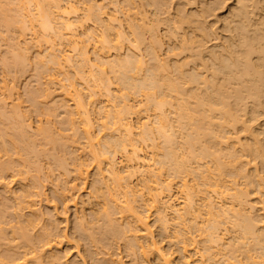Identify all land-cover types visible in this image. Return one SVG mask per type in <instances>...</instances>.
I'll use <instances>...</instances> for the list:
<instances>
[{"label": "bare ground", "instance_id": "obj_1", "mask_svg": "<svg viewBox=\"0 0 264 264\" xmlns=\"http://www.w3.org/2000/svg\"><path fill=\"white\" fill-rule=\"evenodd\" d=\"M4 1H6V0H4ZM4 1H2V2H4ZM11 1L12 0H10V2ZM15 1H17V0H15ZM21 1L19 3H23L22 4L23 6H24V3L26 5V2H29V0H27L26 2L24 0H21ZM31 1L33 2V0H31ZM76 1L78 2V0H42V2H41V0H35V2H36L35 4L37 6L36 12L31 13V11H29V13H27V14H24L25 12H22L24 10L23 6L20 4H18V6H17V4L15 2L13 4H16V5H14V6H16V9L13 6V4H11L14 7V10L12 8L13 11H11L13 13L10 12L11 9H9V11H8L6 6L3 7L4 5H1V7H3V8L1 9V7H0V12H1L0 16H3L2 14H4V21H1V22L2 23L4 22L6 24V26L8 28L6 26H5V28L8 29L9 32H10L9 27L12 28L16 25H17V27H19L20 26L19 24H21V26H20L21 32H19V34H21V35L23 33L28 32L29 29L34 34H36L35 32H37V35H38L37 30H39V29H36L38 27L42 28V30L50 31L51 35L48 34L46 38L44 37L45 38L44 40L47 39L46 41H50L48 43H49V47L52 48V49L50 48L51 51L55 50V47L57 48V45H55L56 41L54 42V40H56V39L53 40V42H54L53 43L51 41L52 40L51 38H53V36L55 38L60 37V41H61V39L64 37V39H66V41L70 40V42L73 43L71 46H73L75 50L81 48V50L78 54L81 55L82 57L81 56H78V57H80L86 61L89 60V62H90L91 58L88 55L90 52H88V50L85 49L87 47L86 46L87 43L86 44H84L85 42L83 43V45L86 46L85 48H84V46L81 47L82 45H80V44L83 42V40L80 42V39H78L79 40L78 41L75 37H72V36H75L79 31L78 30L77 33H76V31L72 32V26L73 27L75 25L77 26V23H79V22H73L71 19L69 21V19L67 18L68 15L70 16V14L72 15V13L75 14L77 12L78 8H76L77 7V5L75 4ZM118 1L119 0H117V2ZM180 1L181 0H179L178 2H180ZM6 2H8V1H6ZM114 2H116V1H114ZM144 2H146V1H144ZM144 2L140 1L141 7L146 6V3L144 5L141 4ZM169 2H170V0H159V1L155 0V2L153 0H148L147 1L148 6L153 4V6H155V8H157V7L159 8V9H155V10H158L157 13L153 12L154 15L156 16V18H154V17L151 18V24L148 23L150 21H147L146 19H144V20H146L144 22V25H140L137 23L136 24L133 23V25H132L131 24L132 22L130 23L131 28H132V32L135 35L134 40L130 41V43L133 42L135 47H136L137 43L139 44L141 42L143 43L144 41H146L147 38L145 36L148 32H149L148 34H150V37H148L149 40H148L147 45H146L147 46L146 51H147V54L150 55L149 57H150V60L153 64L151 62L149 63L150 66H148V70H147L148 72H146V73L144 72L145 74L143 75V77L140 78V76L143 74V68H144L143 65L146 62L144 60L143 56H141L142 55L141 53H140L141 54L140 56H138V55L135 56L134 52H133V54L126 52L127 54H126V56L124 54V57H121L120 54L118 53L120 57H118V55H117L118 59L116 58L117 60L114 63L115 67L117 66L116 68H119L120 73L118 71V73H119L118 75H119L120 81L126 85V88L129 89V91L126 89L127 91L123 92V95H122V91H121L120 96L121 97L124 96L123 100L121 102H117V103H114L115 101L114 102L112 101L113 104H110L111 103L110 102L109 107H111V108H109L108 105L106 104L108 107V108H106V110H107L106 111V117L107 118H106V121H103V126L101 128H103L104 130H107V131H112L113 133H116V131L119 132V130L124 132V133L121 134L122 132H120L119 137L115 136L112 139V136H114V134L111 132V139L112 140L110 142H108V145H107V146H109V149L107 148L108 150L106 149V151H104V152L102 151V153L99 152L100 154H97L95 151H94L95 153L94 152H92V153L95 154L94 156H95L96 160L97 159L99 160V162L100 161L103 162L106 159L110 160V162H109L110 165H108V167H110V170H109L110 173L109 174L114 175L115 179H113V180H116L115 183H117V184H115V188L117 190L115 189V193L112 194V196L110 195L111 197H113V195H114L115 199H114V197L111 199L115 200V204L118 202H121V201H117L116 198H118V195H117L118 191H119V195H120V191H121V189H123V191H121L123 193H121V194L123 195V197L125 196L124 199H126L125 202H127V204L125 203V208H126L125 211H129L128 213L131 214L130 216L134 218V219L132 218L134 221L132 220V222L130 221L128 224L126 223L127 224L126 227L122 224L124 226V228L122 229L123 226L122 227L117 226L118 225V223H116L117 219L114 220V217H112L113 213H110L107 211V209H109V207L108 208L105 207L104 213H106L107 215H105L106 218H102L105 221V224H104L105 226L102 225V223H101V225L98 224L99 225L98 227L101 226L100 229L98 228L100 230V231L98 230L99 234L102 233L101 234L102 236H100V235L99 236L101 237L100 238L101 240H102V237H105V236H106L105 238L107 239L108 233L110 235L113 231L117 232L116 233L117 236H120V234H121V236H123V234L130 235L132 239L130 238L131 239L130 240L128 238L129 239L128 240L129 245L128 244H125V245L129 246V247L127 246V248L129 249L131 255H132V252H133V254H135L132 256H135L136 258L141 257L140 258V259H142L141 264H199V262L201 264H220V261L218 260V253H220V252H218L216 249L220 245H222V246L224 245L223 247H225L226 241H225V232H224L225 230L223 231V228H224L223 223L226 221V219H228V218L230 219V217H231L234 220V222H232L233 220L231 221L233 224H235L234 228H238L237 230H239V231H238L237 236L235 235V238H233L234 241L233 242L230 241L229 245L226 244L227 246L230 247L229 249L231 252V254H230L231 258L228 256L229 258H225V259H226V261H228L227 264H246L245 262H243V259L238 258L239 257L238 251L243 247L244 243L246 244V242L243 241L242 239H244V240H246L245 238H249V239L251 238V240L253 239L254 240L253 246L257 245L256 249L261 248L263 250H261V249L260 250L264 252V225L260 226L262 224V222H261V224L258 225V222H260V220L258 218V215H255L256 213H254L252 210L255 208V206L252 204L253 202L251 203V201H250L251 196L249 197V195H250L249 190L246 191V189L239 187L237 184V182H238L237 177L239 175L246 174L245 176H243V175L242 176L250 179L252 176L254 177L258 173V171H259V173L261 171H264V0H231V3H230V0H182L181 3L176 4L175 7H173V11H169V8H170V10H172L171 7H169L171 5V4H169ZM44 3H46V5L50 4L49 8H47L48 6L46 7L45 5H43ZM154 3H156V5ZM167 3L169 4V6L167 5ZM226 3H230L228 5V7L225 6ZM9 4L7 6H9V8H10L11 5H9ZM91 4H92V2L90 3V5L85 4L86 6H90V7H89V9L87 7L86 11L88 13L86 15H84L85 18L82 16L83 21H85V19L86 20H93L96 25L98 24V25L102 26L101 28L103 29V32L101 29V35L98 38H97V36L99 34L96 36V38L93 37L94 39H97V40H95V41H97V44L94 43L95 48H93V49H95L97 52L98 51L100 52V50L103 52V50L108 48V46H109V50H107V52H108L111 49L110 46H113L112 42H115V41H116L115 47H113V48H115V49L116 48L118 49L121 47L123 48L122 42L126 41L125 38L127 37L126 36L127 33L125 31L126 30L125 25L123 24L124 22H122V20H120L121 15L119 17V15L116 14L117 10L114 12L115 14H110L105 9V7H104V9L102 7L101 8L95 7V6L92 7L94 4L92 6H91ZM131 4H132V0H131L130 4L128 3L129 7ZM187 4H189L191 6L187 7L188 6ZM27 5L29 6L30 4H27ZM185 5H187V6H185ZM51 6L53 7V10L50 9V8H52ZM101 6H102V4H101ZM223 6H225L227 8V10L225 12H223L222 14H220L219 12H217V10L221 9ZM25 7H27V6H25ZM33 7H32V9H33ZM79 7H80V5H79ZM44 8H46V9H44ZM122 9H125V8H122ZM145 9H146V14L145 13L143 14V18L144 17L145 18L150 17L147 14L148 12L149 13L151 12L150 9L149 10H147V8H145ZM160 9H161L162 13L168 12L167 14H165L166 16L164 15L165 17L164 16L162 17L163 14L161 12H160L161 14H159ZM26 10H27V8H26ZM45 10H47V11L51 10V12H49V11L47 12ZM222 10H224V9H221V11ZM14 11L16 12V14ZM153 11H154V9H153ZM153 13H151V15ZM124 14H126V13H124ZM129 15H131V17H132V14H129ZM210 15H214V16H216V18L214 20L211 18L212 19L211 20V19H209ZM136 16H138V13L136 14ZM74 17H71V18H74ZM1 18H3V17H1ZM65 18L67 20H65ZM75 18H77V17H75ZM28 19L30 21H28ZM135 20L137 21V19H135ZM148 20H150V18H148ZM219 21H221V25H218L219 27H216V29H215V26H217V23H219ZM28 22L30 25L28 24ZM80 23H79V25H80ZM114 23H117V25H115ZM145 23H148V24H145ZM160 23H164L165 27L161 26ZM58 24H60L59 26H62V28L68 30L67 32H69L71 29V32H70L71 35H69V36H71L72 39L65 37V35L67 33L66 32L62 33L63 29L61 27L58 28L57 27ZM130 24H129V26H130ZM148 25H149V28H147V30H145L146 26L148 27ZM60 28L62 31L61 33H60V31L59 32L57 31V29L60 30ZM94 28H97V27H94ZM113 28H115V29L117 28L116 29L117 39L114 38L115 40L112 39V37H111ZM218 29H221V31H219ZM18 30H19V28H18ZM6 32H7L8 36L11 35V34H8V31H6ZM90 33H91V31H90ZM133 33H132V35H133ZM86 34H89V32ZM16 35L17 34L15 33V36ZM25 35H27V34H25ZM44 35H46V34H44ZM8 36H7V38H8ZM19 36L20 35H18V38H17L18 40H19ZM67 37H68V35H67ZM78 37H79V35H78ZM40 38H39V40H40ZM90 38L88 37V39H90ZM64 39H62V41ZM46 41H44V42H46ZM210 41H213V44L209 45ZM12 42H10V43H12ZM40 42H41V40H40ZM87 42H88V40H87ZM15 43L19 44V42H15ZM22 43H23V40H22ZM27 43L30 44V42L28 41V42H26V46L28 45ZM36 43H37V40H36ZM58 43L61 44V42H59V41H58ZM50 44H51V46H50ZM166 45H167V47L165 49ZM58 46H59V44H58ZM13 47H14V45H13ZM16 47H18V49H19L18 45ZM45 47H46V45H45ZM61 47H60V49H61ZM73 47H70V48H73ZM135 47L133 49H135ZM27 48H28V46H27ZM41 48H42V46H41ZM126 48L128 49V47H126ZM137 48H139V46ZM23 49H24V46H23ZM45 49H47V48H45ZM50 49L48 51H50ZM130 49H131V47H130ZM163 49L165 51H163V53H162L161 51ZM13 50L14 49H12V51ZM27 50L29 52V49H27ZM120 50H122V49H120ZM8 51L9 50H7V52ZM40 51H41V49H40ZM45 51L43 49V52H45ZM139 51L141 52V49ZM24 52H25V49H24ZM73 52L74 51L71 52V55H69V52L66 54L60 52L59 54L58 53H52L51 57L49 55H46V56H49L50 58H52L49 61L52 60L53 63L60 64L59 65L60 68L58 69V70H60L62 68L61 67L62 61L65 60L67 62L69 57H70V59H69V61H70L72 58ZM102 52L99 53L98 55L101 58H104L105 52H103L104 56L101 55ZM15 53H14V55H15ZM18 53H19V50H18ZM18 53H16V54H18ZM26 53H25V55L27 56ZM46 54H47V52H46ZM48 54L51 55V52ZM25 55H23V54L21 55V61H20L21 65L26 62L27 57ZM73 55H76V54H73ZM98 55H97V58H100V57H98ZM173 55H176L178 57L182 56V57L180 59L177 58V60L174 59L176 61H175L174 65L172 64V66H171V64H169V62H168V59H169V57H171ZM19 56H20V54H19ZM43 56H44V54H43ZM46 56H44L43 58H45ZM11 57L14 58V56H12V54H11ZM11 57H10V60H11L10 65H13V64L15 66H16V64L18 65V63H19L18 60L15 58L11 59ZM16 57L18 58L17 55H16ZM25 57H26V59H25ZM7 58H9V57H7ZM38 58H36V59L38 60ZM40 58H42L41 55H40ZM111 58L113 59V57H111ZM100 59H98L97 61H100ZM106 59H107V57H106ZM108 59H109V57H108ZM108 59L106 61H107V64L109 66V61H110V65H111L112 60L109 59V61H108ZM5 60H6V58H5ZM37 60H36V62H37ZM41 60H40V62H41ZM29 61H30V59H29ZM69 61L67 62L68 64L70 63ZM72 61H71V63H73ZM104 61H105V58H104ZM106 61H105V63L103 62L102 64H100V62H102V61H100L99 62L100 65H97L98 63L95 64V62L92 61L94 63L92 65H96L97 68L99 67L101 70L104 71L105 68H103V66L106 64ZM82 62H81L80 68H82V66H83ZM191 62H193V63H191ZM7 63H8V61H7ZM37 63H35V64H37ZM48 63H50V62H48ZM53 63H51V65ZM84 63H86V62L84 61ZM5 64L6 63H3V66H5ZM58 64H56V65L58 66ZM146 64H148V62ZM7 65L9 66V64H6V67H7ZM38 65H39L38 69L36 67L35 68L41 73L40 67H42L44 65V63L41 64L42 66H40V63H38ZM71 65H73V64H71ZM101 65H103V66H101ZM57 66L54 65V67H57ZM44 68H45V65L43 66L42 69H44ZM91 68H93V67L91 66ZM8 69H10V68H8ZM52 69H53V67H52ZM52 69H51V71H53ZM55 69L57 70V68H55ZM112 69L115 70V68H112ZM11 70H14V69H11ZM19 70H20V68H19ZM48 70H50V69H48ZM78 70H80V69H77V71ZM43 71H46V70H42V72ZM61 71H62V69H61ZM10 72H12V71H10ZM39 72H38V74H39ZM63 72H64V70H63ZM74 72H75V70H74ZM93 72H95V71H92L90 74H87L88 76L86 77L87 81H88V79H89L88 77H89V75H91L90 76L91 81L94 80L96 82L93 84V86H96V87H94L95 89H93L94 91L90 90V89L88 91V93L89 92L91 93V96L89 95L90 100H92L91 98H95L93 96H96L98 93L100 95L98 94L97 96H102L103 92L102 93H100V92H101V90L104 91V88L106 89V92H108L107 93L108 95L112 92L110 89L111 87L108 86L112 83L110 82V84H109V81L107 83L108 85L106 84V86H108V87L104 86L103 89L99 88L102 86L101 85L102 81H101V79L99 80V78L101 76L97 75L99 78H96V75L93 74ZM46 73H47V71H46ZM66 73H69V72H66ZM78 73H79V75H78ZM78 73L76 72L75 74L79 76V79H82L83 76L84 77L86 76L85 75L86 73L84 75H82L84 72L80 73V71H79ZM41 74H43V73H41ZM65 74H63V76ZM59 75H60V72H59ZM100 75H101V72H100ZM81 76H82V78H80ZM93 76H95V77H93ZM46 77H45V79H46ZM49 77H50V74H49ZM53 77H55V75ZM53 77L51 76L50 78H48L49 81L51 78H52L51 80L58 78V76L55 78H53ZM116 77H117V74H116ZM64 78H67V77H64ZM74 78H72V79H74ZM70 79H71V77H70ZM83 79H84L83 81L86 82L85 78H83ZM107 79L108 80L110 79V81H111L110 77ZM4 80L6 81V79H4ZM37 80H41V79H37ZM58 80L60 81V79H58ZM49 81H48V85H49ZM136 81L138 83H142L140 88H137L138 83H136ZM7 82H4L5 85H7V87H5L4 84L1 85V87L3 86V88H6V89H4V91L6 90V92H10V93H8L9 97H10V94H12L11 93L12 91H7V88L10 86V85L8 86ZM62 82H59V83H62ZM41 83H42V81H41ZM71 83H73V82L71 81ZM188 83L194 84L192 87H190L191 89H188V87L186 88V86H188ZM38 84H40V83H38ZM46 84H47V82H46ZM53 84L54 83H52V85ZM62 84H64V82ZM102 84H104V83L102 82ZM185 84H186V86H185ZM136 85H137V87H136ZM68 86H70L72 88V90L78 88V87H75V84L72 86L70 84V82H69ZM87 86H89V88H92V87H90L91 85H87ZM43 87L45 88V86L42 85V88ZM63 87H64V85H63ZM44 88H43V90L46 91L47 88H45V89ZM64 88L66 89L67 87H64ZM123 88L125 89V86H123ZM9 89L12 90L11 88H9ZM69 89L64 90L63 92L69 91L68 94H70L71 89L70 90ZM108 89H109V91H107ZM135 89H137L139 92H141L140 95L144 94L145 97H147L146 98L147 100H145L143 102L144 105H141V102H140V105L136 106L138 104H135V103L133 104V101L130 102V97H132V96L129 95L130 94L129 92H132L130 90L136 91ZM80 90L78 91L76 89V91H78L79 93H80ZM188 90L190 91V95L193 96L194 98H196V101L194 103L191 102L192 106H189V102H187L189 100V98L191 97V96L189 97V91ZM50 91L47 90V92H44V93H46L45 94L46 96L42 95L44 93H43V91H41L42 92V94H41L42 98L44 97L43 99H46L51 94L54 95V92L52 91L53 93H51ZM76 91L74 90V93ZM78 92H76L75 94L78 95L79 94ZM106 92H104L103 95H107V94H105ZM172 92H175L178 95L182 94V96H184L183 94H186V95L188 94L189 98L186 97L188 100L186 98H182V97H181L182 99H179L180 96L176 95L179 101L176 100L177 102H174V100L177 98ZM71 93L73 96H75V94H73L72 91H71ZM133 93L137 94V91L133 92ZM169 93H172L174 96L172 94H169ZM119 94H117V95L119 96ZM82 95L79 94L78 97H76V96L74 97L77 100L75 104H76L78 112L76 111V113H75L74 111H70V113H69L70 117H65L64 120L70 118V121H69V119L66 121H68V125L70 123L71 125H69V126H73L72 128L74 129V127H76L75 125L77 124V123H75L77 117L73 116V112L79 116H82L83 117V118L81 117L82 120L85 119V121L83 120V122L85 124V126H83V127H84V132L86 133L85 135L87 138V143L91 146L92 149H95L94 144L96 143L95 141L98 139L95 135H93L94 132H93V134L91 133L93 123L91 121L92 117L90 116V112H92V111H90V108H92V107L89 108L88 103L89 104H91V103L88 102L86 104L85 101L83 100L84 96L82 97ZM169 95H172V97H175V99L174 98L171 99V96L169 97ZM1 96H0V121H1V123H3V125H2L3 130L1 131L2 132V136H1L2 142H0V174H1L0 177L5 178L7 174H10L9 171H13L11 176L16 177L15 179L21 177L20 178L21 180L22 179L25 180V179H27L26 178L27 174L30 175V173L29 172L26 173L27 170L23 171V170H21V168H18V166L20 165V162L23 161L22 165L24 163L26 165H29V167L27 169H28V171H30L29 169L34 167L36 165V163L39 161L38 158L43 157L40 155L41 152H43L42 150H44L46 152L47 148L45 149V147L42 146L43 149H41V148L36 149L37 147H41V146L39 145L36 147V144H38V142L35 143L33 141L34 138H32V137L37 138L35 135H37L38 132L33 134L34 136L31 134H30L31 136H28L27 133L29 134V131L24 130L26 128L25 122H26L27 118L25 117L26 116L25 115L24 117L26 119L23 120L22 115L24 113L22 114V112H21L22 106L20 107V110H19V107H18L19 104L16 105V103H18V102L14 103L13 105H16L15 109L13 108V105H12V108H13L12 112L14 111L13 112L14 115L12 112H10L11 116H13V118H10L11 117L9 115L10 113L8 111H6L5 109L4 110L2 109V105L4 104V103L2 104V101L5 99V95H3L2 97ZM41 96H40V98H41ZM97 96H96V98H97ZM126 96H127V98H126ZM7 97L8 96H6V99H7ZM6 99H5V101H6ZM190 99H192V98H190ZM133 100H134V98H133ZM39 101H40V99H39ZM60 101H61V99H60ZM116 101H118V100H116ZM146 101H149L150 103L154 102V104L152 105L149 103L147 105ZM61 102H60V104H61ZM93 103H95V102H93ZM66 105H65V107H66ZM93 105H91V106H93ZM145 105H147V106L142 108ZM169 105H171L172 107L175 106L176 108L178 106V110H175V111L177 113H179L181 122L184 119V121H183V123H185L184 127L191 125L189 127L190 129L188 128L189 132L188 133L186 132V135L184 134L185 136H187V141L185 140L186 137H182V139L185 140V142L189 145L187 147H190V149L183 148V149H186L188 152L179 155L180 153H177L174 149L167 147L166 151L163 152L165 156H162V157H167L168 159H166V158H165L166 160L163 159L164 161H162L163 163L161 166L156 167L155 169H152L153 164L151 165V161L154 159V156H155L154 155L155 151L152 148H154V147L157 148V146H155L156 145L155 141L158 138V136H157L158 134L156 133L157 138L154 139L155 132L158 131V133L160 132L161 134L165 135L166 136L165 140L168 138V140L172 141L173 135L176 134V133H173V130H174L173 128L175 126H177V124H179V122L176 121L177 123L174 126L173 124H175V123H171L170 122L171 120L168 119L169 118L167 116L168 113L166 114L165 108ZM61 106H64V103ZM5 107H6V105H5ZM16 107H18V108H16ZM148 109H149L148 113L150 112V110H153V111L155 110L157 112V113L155 112L157 115V118H156V120L154 119L155 120L154 126H151L148 124L149 121L147 120V117H150L151 115L149 116V114H146V112H144ZM66 110H68V109H66ZM91 110H93V109H91ZM142 111L146 114L145 116L143 115L144 113H142ZM7 112H8V114H7ZM176 112H174V113H176ZM102 114H104V112H102ZM135 117L140 119L141 124H142V125L141 124L140 125H141V127H144V128H142L143 130L141 132H137L135 129L136 127H140V125L137 126L138 124L137 125L135 124L136 122L135 123L133 122V119ZM108 118L110 119V122H109ZM145 119L147 122L145 121ZM28 121H29V119H28ZM48 121L50 123V120H48ZM1 123H0V126H1ZM39 123H41V121ZM186 123H187V125H186ZM188 123H190V125H188ZM44 124H45V128L49 126V124H48V126H46L47 123H44ZM30 125H31V123H30ZM28 126H29V123H28ZM180 126L182 128L183 125H180ZM33 127H35V126H33ZM27 128H29V127H27ZM42 128H44V126L43 127H40V125L38 127L36 126V129H38L39 133H40ZM175 128H177V127H175ZM181 128H178V129H180V131H181ZM31 129H32V126H31ZM50 129H51V126L48 129H42V130H45V131L49 130L48 132H51L52 129H51V131H50ZM33 130L35 131V129H33ZM175 131L177 133L179 132L177 130H175ZM242 131H244V133L246 134L247 139L246 138H244V139L248 140V142L245 144V143H242L243 142L242 140H241L242 142L240 141L241 145L243 144L242 146H240V147H242L243 150H240V151H244V155H246L247 157L252 156L254 161L259 159V162L261 163L262 167L260 165L259 166L261 167V169H263V170H260L259 169L260 167L256 166L255 171L258 169L257 172H255L256 174L252 173V175H251V174H247V172L243 173V171H245L243 169L244 168L246 169V166L243 167V163L241 162V157L243 155L238 156V154H237V151H238L237 145L239 144L237 141H239V140L236 141L237 145H235L236 143L234 141H230L231 139H234V138L236 139L237 137L239 138L240 136H238V135H240L239 133ZM41 132H43V131H41ZM30 133H32V132H30ZM182 133H184V130H183V132L181 131L180 134H182ZM51 134L53 135V133H51ZM42 135H44V132ZM45 136L46 135H44V140L46 138H50V140H52V138H53V137H49V136L45 137ZM94 136L96 138H94ZM41 138L43 139V137H41ZM100 138L102 139V137H100ZM106 138H108V137H106ZM106 138H104V139H106ZM206 138H207V141L204 140ZM55 139H56L55 141H57V139H60V138H55ZM46 140L48 141L49 139H46ZM180 141H181V138H180ZM98 142H100V141L98 140L97 143ZM174 142H176V140H174ZM202 142H207V143L210 142L211 144L210 143L209 144H206V143L202 144ZM220 142L222 143V145H223V143H225V146H219ZM229 142H231V144ZM39 143H40V141H39ZM53 143H54V141L52 142L51 146H53ZM167 143H169V142H167ZM186 143L184 145H186ZM54 144L56 145L58 143L55 142ZM61 144H63V143H61ZM78 144H79V142H78ZM184 145L182 144L181 147H183ZM195 145L196 146L198 145L197 146L198 148L191 149ZM99 146H100V144H99ZM105 146L103 148H105ZM173 147H174V144H173ZM55 148H57V147H55ZM148 148L152 149L153 151L149 153ZM62 149H63V147H62ZM50 150H49V152L52 153L53 151H50ZM180 151H182V150H180ZM25 152H27V153H25ZM183 152H185V151H183ZM46 153L43 152L44 157H46L45 156ZM63 153H65V152H63ZM118 153H121L124 156V158L120 161V162L125 163L124 170H121V168H120L121 166L119 167L118 166L119 163L116 161ZM24 154H26V155L24 156ZM4 156H5V158H4ZM12 156H14V157L12 158ZM15 156H18V158H20V159L24 158L25 160L19 159V161L17 162V160L14 159V158H16ZM208 157L211 158V160L209 159L210 162L214 163L213 167H211L209 165V164H211L209 161H206V160H208ZM204 158H207V159L204 160ZM191 159H196L198 162H200L199 164H198V162H196L199 166L197 165L198 167H196L195 169L193 168V171H191L192 174H193V172L197 173L196 178L198 179V181L193 182V183L190 181L192 179H188L187 176H189V175L184 174V175H186L185 177L187 179H184L185 177L183 175H180V174L185 173L184 172L185 170H186V173H189V171H190L189 169H192V168H189V169L187 168L188 166H190V165H188V163ZM53 160H54V162L57 161V159L56 160L53 159ZM247 160H248V158H247ZM14 161L19 163L17 165L18 169L14 166V165H16V163H14ZM60 161H61V159H60ZM155 161H158V160H155ZM243 161H244V159H243ZM191 162H192V160H191ZM240 162L242 163L241 165L239 164ZM33 163L35 165L30 168V166ZM167 163L170 166H168ZM246 163H247V165H249L248 163H250V162L246 161ZM246 163H244V165H246ZM165 164H166V166H165ZM193 164H191L192 167H193ZM38 165H39V162H38ZM38 165L35 166L36 172L39 171V172H37V174H39L41 171V168H39V167H41L40 166L41 164L39 166ZM99 165H101V164H99ZM66 166H68V165L66 164ZM66 166L63 165L65 172L69 173V168H67ZM74 167H75L74 171L76 173V176L78 178H81L84 175V169H85L84 164H82V162L81 163L78 162V164H76V166H74ZM85 167H87V166H85ZM164 167H166V170H169L168 172L170 173L169 175L172 174L171 176L168 177V175H167L166 178H164V176L162 178V175H164L163 174ZM170 167L173 170L172 172L170 171L171 169H167ZM22 168L24 169V166ZM59 168L62 169L61 167H59ZM32 169H34V168H32ZM105 169H107V168H105ZM187 169L189 170L188 172H187ZM31 172H32V175L34 176L33 171H31ZM47 173H50V171ZM258 174H257L258 177L255 176L256 177L255 181L258 182V184L260 185V186H258L257 189H260L261 186L264 187V182H263L264 177L260 176V174L259 175ZM113 175H111V177ZM261 175H262V173H261ZM33 176L31 177V179L33 178V180L30 179L31 181H33L30 183L32 185L30 186L29 184L26 183L31 188L29 186H27L23 181H21V184H20L21 185V187H20L21 188V194L20 195L18 194V198H19V199L17 198L18 200L15 199L17 201L16 204H18L17 207H19L21 209L20 211H23L24 208H30L29 209L30 211L33 210L32 207L35 205V202H34L36 200L35 198L37 196L41 195L42 192H44V189H42L43 191L41 190V187H43V185H41L42 183L39 182L41 178L39 179V177H38V179H39V181H38V180L34 179L35 177H33ZM137 176L141 177V178H139L142 181L140 183V185H139V182L134 183V181L132 179V177L136 178ZM143 176H144V178H143ZM177 176L179 179H181V181L178 182V183H180L179 185L174 186V179L177 180V178H176ZM182 177H184V178L182 179ZM44 178H45V176H44ZM15 179H13V180H15ZM103 179H101V180H103ZM188 180L190 181V183L188 182ZM249 182H250L249 184L253 183L254 178L250 179ZM5 183H7V182H5ZM101 185H103V184L101 183ZM72 187H73V185H72ZM117 187L119 188V190ZM247 187L249 188L248 185H247ZM251 188H252V185H251ZM251 188H249V189H251ZM253 188H255V187H253ZM107 189H105V190L107 191ZM109 189H110V187H109ZM232 189H233V191H232ZM19 191H18V193H19ZM97 191H98V189H97ZM116 191H117V193H116ZM257 192H260V190H258ZM111 193H113V192H111ZM111 193H109V194H111ZM94 194H96V193H94ZM215 194H216L215 199H217V197H218L217 195H219L220 197L221 196L224 197L226 195H231V199L228 201L225 199L224 200L225 202H224L223 200H221L222 198L219 197L218 199H220V200L217 199V201H215L214 200ZM8 196H10V195H8ZM15 196H17V195H15ZM95 197H97V196L95 195ZM138 198H141V199L144 198V200L146 199L147 201H144L142 199L146 203L143 202L144 203L143 204L141 202V204L137 206V204H135V203L138 201ZM6 199H8V198H6ZM10 199H13V198H10ZM10 199L8 201H10ZM176 200H178V202ZM139 201H141V200H139ZM4 202H5V200H4ZM64 203H65V201H64ZM112 203H113V206L115 207L114 202H112ZM2 204H0V205L3 207L4 204L3 205ZM200 204L205 207L204 208V210L206 209L205 211H203ZM106 205L109 206L112 204H106ZM117 205L120 206L119 204H117ZM5 206H7V205H5ZM10 206H8V207L10 208ZM121 206H124V204ZM152 208H156V209H158V211L160 213H162L159 215L160 216L162 215L160 217V219L163 223L162 226H163V228H165L166 234L168 231L167 227L169 226V223H172L170 221L173 219V218H170L171 216H168L170 211L176 214V218H177V220H180V223L182 222L183 225L184 224L186 225V226H183L182 224L178 225L180 227L182 226L183 230H184V227H187L188 223L192 228L194 226L195 227L197 226L196 228L200 227L201 232L199 231L200 232L199 236H200V238L202 237L201 240L204 242V244L202 246L203 249H202L200 254L198 253L200 251H197V250L195 251L199 254L198 255L199 259L197 258V260H194L195 259L193 256L194 254L192 253L193 255H191V253L189 252L190 246L193 248V247H195V246H193V245H195L193 243H195V242L197 243V238H195L196 240L194 239L193 235L191 234L192 232H190V234L192 235L193 238L190 237V235H187V233L186 234L185 233H178V234L174 235L175 233H177V232H175L174 234H172V236H175L178 239H180V242H178V243L182 244L181 250L176 248L177 251H179V250L181 251V252H179V253H181V254H179L181 256L180 257H178L179 255L177 256L180 260L178 259L179 261L177 260V262L175 261V259L172 256L173 253H171V251H169V250L166 251L165 248L160 245L161 243L159 244L158 243L159 241H156L153 238L151 225L149 224V221H148L149 216L147 214H145V213H147V211L149 209L151 210ZM1 210L4 211L5 209L3 210L1 208ZM110 210H112V209H110ZM118 210H120V209H118ZM7 211H8V209H7ZM14 211H16V210L14 209ZM18 211H19V209H18ZM98 211H100L99 208H98ZM33 213H35V212H33ZM128 213H127V215H128ZM19 214L20 213H18V216H19ZM114 214H115L114 216H116V212ZM22 215H24V213L22 214V212H21L19 218L22 217ZM33 216H36V214ZM95 216H97V215H95ZM105 216H103V217H105ZM121 216H123V215H121ZM130 216L128 215V218ZM27 217H26V219H22V220H20L18 218L16 221L19 222V224H17V223H16L17 225L15 224L17 227H14V225H12L13 231L11 229H9V226H11V225L5 226L6 229L8 227L9 230L14 232L15 236H16L15 233L18 234L17 236L19 237L20 241L18 244H16V245L14 244L15 246L12 245L14 248H11L10 246H8L7 248H5V247L3 248V244H5V243H3L2 241L5 240V242H7L9 237L7 235L8 238L6 240V235L3 231L4 229L2 228L3 227L2 225L5 224V222H2V225L0 227L3 229L2 232L5 235V238L3 240L4 236H3L2 232L0 231V264H24V262H27L25 259L29 258V257H27L28 255H30V257L33 256L37 260L39 259L38 262H40V258L43 255L42 256H40V254L38 255V252L43 247H45V246L48 247L51 245V242L53 241L52 236H51L52 232H48L47 230L42 231L43 230L42 229L41 230L42 232L37 233L36 235L32 234L30 227L34 223L32 220L33 218L31 216L30 217L32 219L29 218V216H27ZM14 218H17V217H14ZM37 218H36V220H37ZM41 218H42V216H41ZM83 218H84V216H83ZM115 218H118V217H115ZM124 219H126V218H124ZM81 221H82V219H81ZM85 222H87V221H85ZM92 222H93V220H92ZM205 222L207 223L206 225L208 227H205L206 225L204 226ZM6 223L9 224V221L7 220ZM79 223L81 224V222H79ZM180 223H178V224H180ZM33 226H35V225L33 224ZM33 226L31 228H33ZM190 226H188V227H190ZM1 228H0V230H1ZM55 228H57V226ZM6 229H5V232L7 233L8 229H7V231H6ZM78 229H80V228H78ZM86 229H88V228H86ZM83 230H84V228H83ZM181 230L182 229H180V230L178 229L177 231L179 232ZM228 230H226V231L229 232ZM107 231H108V233H107ZM163 231L164 230H162V232ZM186 231L187 230H185L183 232H186ZM189 231L190 230H188V232ZM192 231H194V230L192 229ZM89 232H90V230H89ZM92 232H93V229H92ZM113 233H112L111 237H113V236L115 237V234L113 235ZM94 234H95V232H94ZM181 234H185L189 237H186L185 235H181ZM12 235H13V233H12ZM56 236H58V235H56ZM121 236H120V238L124 239V241L126 240L125 238L128 237L127 236L124 238V236H123V238H122ZM180 236L181 237L185 236L187 239H185L184 237L181 238ZM92 237L94 238V236H91V238ZM97 237L98 236H96V238ZM114 237H113V239H114ZM141 238H144L145 241H141L140 240ZM190 238H192V239H190ZM200 238H198V239H200ZM98 239H99V237H98ZM166 239H168V238H166ZM249 239H248V241H249ZM93 240H95V239H93ZM103 240H104V238H103ZM242 241H243V244H242ZM9 242H12V241L10 240ZM59 243H61V242H59ZM94 243H97V242L94 241ZM239 243H241V244H239ZM52 244H53V242H52ZM54 244H56V243H54ZM10 245H11V243H10ZM57 246H58V244H57ZM95 246H97V245H95ZM20 248L21 249L26 248L24 250V255L22 254V256L16 257V255L18 253H20V252H17V251H19L18 249H20ZM200 249H201V247H200ZM258 250H256V251H258ZM43 251H44V249H43ZM43 251H41V252H43ZM107 251H108V247H107ZM227 251H229V250H227ZM256 251L253 250V252H256ZM259 251H258V253L261 252V251L260 252ZM41 252H39V253H41ZM65 252H63V253H65ZM202 252H204V253H202ZM240 252H242V251H240ZM246 252H247V249H246ZM251 252H252V249H251ZM106 253H105V255H108ZM65 254H67V253H65ZM226 254L228 255L229 252ZM251 254H254V253H250V255ZM195 255H196V253H195ZM56 256H57V254H55V260H53L54 263H53V261L51 263L58 264L59 259L57 260ZM243 256H244V254H243ZM248 256L246 255L245 257L247 258ZM33 257H31V258H33ZM92 257H90V258L92 259ZM257 257H258V259H260L259 256H257ZM49 258H51V257H49ZM223 258L224 257L222 256V259ZM20 259L23 260V263H20L21 262ZM120 259H121V257H120ZM55 261H56V263H55ZM98 261H99V259H98ZM107 261L108 260H106L105 262H107ZM41 262H42V260H41ZM84 262L86 263V261H84ZM110 262L112 264H120L118 261L113 262L112 258H111ZM224 263H225V260H224ZM253 263H256V262H253ZM261 263L264 264V259H263V262H261ZM39 264H41V263H39ZM59 264H60V262H59ZM61 264H62V262H61ZM66 264H68V263H66ZM93 264H96V263H93Z\"/></svg>", "mask_w": 264, "mask_h": 264}, {"label": "rangeland", "instance_id": "obj_2", "mask_svg": "<svg viewBox=\"0 0 264 264\" xmlns=\"http://www.w3.org/2000/svg\"><path fill=\"white\" fill-rule=\"evenodd\" d=\"M2 1H4V0H0V7H1V5H4L3 7H7V9H8V11H9V9H11L10 10V12L11 11H13L14 10V7H15V9H16V6H14V5H16L17 4V6H18V4H20V5H22L23 3H19L20 1L19 0H17V1H15V0H12L11 2H10V0H6V1H8V2H6V1H4V2H2ZM25 2L27 1V0H24ZM114 1H116L117 2V0H78V2L76 1V5H77V7L76 8H78L77 9V12L75 13V14H73L72 13V15L70 14V16L71 17H77V18H71L69 15H68V19H69V21H70V19L73 21V22H81L80 23V25H79V23H77V26L75 25L74 27L72 26V32H74V31H76V33H77V31H78V33L75 35V36H72V37H75L77 40L78 39H80V42L83 40V42L80 44V45H82L81 47H83L84 46V48L85 49H87L88 50V52H90L88 55H89V57L91 58L90 59V62H89V60H84V59H82V58H80V57H78V56H81V55H79L78 53L80 52V50H81V48H79V49H74V47L73 46H71L73 43H71L70 42V40H67L66 41V39H64V37L62 38V39H64L63 41H62V39H61V41H60V37L59 38H55L54 36H53V38H51L52 40V42H53V40L54 39H56V40H54V42L56 41V44L55 45H57V48L55 47V50H52L51 51V47H49V43L48 42H50V41H46V40H44L46 37H47V35L48 34H50L51 35V33H50V31H45V30H42V28H36V29H39V30H37L38 31V35H37V32H35L36 34H34L32 31H30V29H29V31L28 32H26V33H23L22 35L21 34H19V32H21V29H20V26H21V24H19L18 26L19 27H17V25L16 26H14V27H12V28H10L9 27V29H10V32H9V30L8 29H6L5 28V26H6V24L4 23H2L1 21H4V14H2L3 16H0V18L1 17H3V18H1L0 19V96L2 95H5V99H6V96H8L7 97V99H6V101H5V99L2 101V109L4 110H6V111H8L9 113L10 112H12V110H13V108L15 109V106L16 105H18V107H19V110H20V107L22 108L21 109V112H22V116H23V120L24 119H26L27 118V120H26V128L24 129V130H26V131H29V134L27 133V135L28 136H31V135H33V134H35V133H37V135H35L37 138H35V137H32V138H34V142L35 143H37L38 142V144H36V147L37 146H41V147H35L36 149H43V147L42 146H44L45 147V149L47 148V150H46V152L48 153H46L44 150H42L44 153H46L45 154V156L46 157H44V154H43V152H41V156H43V157H39L38 158V162H39V165L41 166V167H39V168H41V171H40V173L39 174H37V172H39V171H37L36 172V170H35V166H37L38 165V162L36 163V165L33 163L31 166H30V168L32 167V166H34V167H32V168H34V169H29L30 171H28V167H29V165H26L25 163V165L23 164L22 165V163H23V161H21L20 162V167L18 166V168H21V170H23V171H26V173H30V175L29 174H27V179H25V180H21L20 178H17V179H15L16 177H13V176H11L12 175V172L13 171H9V173L10 174H7L6 175V177L5 178H1L0 179V204H2L3 205V207L0 205V207L4 210V211H2L1 210V208H0V226L2 225V222H5V224H3L2 226V228L4 229H2L1 227V232H2V230L4 231V233H5V235H6V240H7V238H8V240H7V242H5V240H4V238H5V235L3 234V232H2V234H3V240L4 241H2L3 243H5V244H3V248L5 247V248H7L8 246H10L11 248H14L13 246H15L16 244H18L19 243V241H20V239H19V237L17 236L18 234L17 233H15L16 234V236L18 237H16L15 235H14V232H12L13 231V226L12 225H14V227H17L16 225L17 224H19V222H17L16 220L19 218V216H20V214H21V212H22V214L24 213V215H22V217H20L19 219L20 220H22V219H26V217L27 216H29V218H31L32 220H33V224L35 225V226H33V224H32V226H33V228H31L30 227V230L32 231V234H34V235H36L37 233H40V232H42V231H45V230H47L48 232H52L51 233V236H52V239H53V244H52V242H51V245L50 246H45V247H43L39 252H41V251H43V249H44V251L43 252H41V253H39L38 252V255L40 254V256H42L41 258H40V262H38V260L37 259H35L33 256H31V257H33V258H31L30 257V255H28L27 257H29V258H27V259H25L27 262H24V264H39V263H41V264H53L54 263V261L53 260H55V254H57V256H56V259L58 260V264H59V262H60V264H61V262H62V264H66V263H68V264H93V263H96V264H110L111 262H110V260H111V258H112V260H113V262H115V261H118L120 264H141V260L142 259H140L139 257H135V256H132V255H135V254H133V252H132V255H131V253H130V251H129V249L127 248V246L129 245V243H128V240L131 238V236L130 235H128L127 233V235H125V234H123V236H124V238L125 237H127V238H125L126 240L124 241V239H121L120 238V236H121V234H120V236H117L116 235V233L117 232H115V231H113L112 233H113V235L115 234V237H114V239H113V237H111L112 236V233L109 235V233H108V231H107V233H108V235H107V239L105 238V237H102V240L100 239L101 237L100 236H102L101 234H99V229L101 228V226L100 227H98L99 225H101V223H102V225H104L105 224V221H104V219H102V218H106V216L105 215H107L106 213H104V209H105V207L106 208H108L109 207V209H107V211L108 212H110V213H113L112 214V217H114V220H116V223H118V225L117 226H120V227H122L123 225L126 227L127 226V224L131 221L132 222V220L134 219L133 217H131L130 215V213H128L129 211H125L126 210V208H125V203L127 204V202H125V200L126 199H124V197H123V195L121 194V193H123V192H121V191H123V189H121V191H120V195H119V191H118V198H116L117 199V201H121V202H118V203H116L115 204V200H113V199H111V198H113L114 197V195H113V197H111L112 196V194H114L115 193V184H117V183H115V181L116 180H113V179H115V177H114V175L113 174H109L110 172H109V170H110V167H108V165H110L109 164V162H110V160L108 159H106V160H104L103 162H99V160L97 159L96 160V158H95V152L97 153V154H100V153H102V151L104 152V151H106V149L108 148L109 149V146H107L108 145V142H110L115 136H120L119 134H120V132H122V131H120L119 130V132H117L116 131V133H113L112 131H107V130H104L103 128H101L102 126H103V121H106V108H108L109 107V105L110 104H113V102L114 103H117V102H121L122 100H123V97H121L120 95H121V91H122V95H123V92H125V91H129V89H127L126 88V85L125 84H123L121 81H120V79H119V73H120V71H119V68H116L115 67V65H114V63L116 62V60L118 59V57H124V54H125V56H126V54L127 53H131V54H133V52H134V54H135V56H140L141 54V56H143V58H144V60L146 61L145 62V64L143 65L144 66V68H143V74L140 76V78L141 77H143V75L146 73V72H148L147 70H148V66H150V62H151V60H150V55L149 54H147V42H148V37H150V34H146V41H144L143 43L141 42V43H137V45H136V47H135V45H134V43L133 42H131L130 43V41H133L134 40V38H135V35H134V33L132 32V28H131V24L133 25V23L134 24H140V25H144V22L147 20V21H150V22H148V23H150L151 24V18H156V16L154 15V13L156 12L157 13V11L158 10H155V9H159L157 6V8H155V6H153V4L152 5H147L148 3H147V1L148 0H140L141 2H144V1H146V2H144V3H141L142 5H144L145 3H146V6H142L141 7V5H140V1L139 0H132V4L130 5V7H129V5H128V3L130 4L131 3V0H119L117 3L116 2H114ZM130 1V2H129ZM134 1V2H133ZM154 2H155V0H153ZM157 1H159V0H157ZM173 1V2H172ZM179 0H170V2H169V4H171L170 6H169V4L167 3V5L169 6V7H171V9L172 10H170V8H169V11H173V7H175V5L176 4H179V3H181V1L180 2H178ZM16 3V4H13V3ZM22 2V1H21ZM41 2H42V0H41ZM75 2V1H74ZM88 2V3H87ZM92 2V4H91V6L92 7H102L103 9H104V7H105V9L110 13V14H115L114 12L116 11V14L117 15H119V17H120V15H121V19L120 20H122V22H124L123 24L125 25V28H126V33H127V37L125 38V40L127 41H123L122 43H123V48L121 47V48H113V47H115V42H112V44H113V46H110L111 47V49H110V51H108L107 52V50H109V46H108V48H106V49H104L103 50V52H105V61L108 59V57H109V59H111L112 61H111V65H110V61H109V59H108V61H109V66H108V64H107V61H106V64L103 66V65H101V66H103V68H105V70L103 71V70H101L99 67L97 68L96 67V65H92V64H94L93 62H95V64H97V65H100V64H102L103 62L105 63V61H104V58H101L98 54L99 53H101L102 51L100 50V52L98 53L95 49H93V48H95V44H97V41H95V40H97V39H94V38H96V36H97V38L101 35V27L102 26H100V25H96L95 23H94V21L93 20H86L85 19V21H83V17H84V15H86L88 12L86 11L87 10V7H88V9H89V7L90 6H86V5H90V3ZM184 2V1H183ZM186 2V1H185ZM6 5H5V4ZM9 5H11V4H13V6L11 5L10 6V8H9V6H7L8 4ZM36 2H35V0H33V2L31 1V0H29V2H26V5H25V3H24V6H23V8H24V10L22 11V12H25L24 14H27V13H29V11H31V13H34V12H36V8H37V6H36V4H35ZM79 3V4H78ZM86 5H85V4ZM134 3V4H133ZM139 3V4H138ZM230 3H231V0H230ZM230 3H226V7H228V5L230 4ZM27 4H30L29 6L27 5ZM84 4V5H83ZM101 4H102V6H101ZM155 5H156V3H154ZM43 5H45L47 8H49V5L50 4H48V5H46V3H44ZM79 5H80V7H79ZM135 5V6H134ZM188 5V6H187ZM187 5H185V6H187V7H189V6H191V5H189V4H187ZM21 6V7H22ZM25 6H27V7H25ZM33 7V9H32V7ZM36 6V7H35ZM225 6H223L221 9H224V10H222L221 11V9H218L217 10V12H219L220 14H222L223 12H225L226 10H227V8L225 7ZM3 7H1V9L3 8ZM29 7V8H28ZM52 7V6H51ZM115 7V8H114ZM225 7V8H224ZM12 8H13V10H12ZM18 8V7H17ZM22 8V9H23ZM26 8H27V10H26ZM122 8H125V9H122ZM145 8H147V10H149L150 9V13L148 12L147 14H148V16H150V17H147V18H143V14L145 13L146 14V9ZM29 9V10H28ZM44 9H46V8H44ZM50 9H52L53 10V7L52 8H50ZM83 9V10H82ZM99 9V8H98ZM153 9H154V11H153ZM33 10V11H32ZM79 10V11H78ZM82 12H81V11ZM122 10V11H121ZM45 11H47V10H45ZM49 12H51V10H48ZM47 11V12H48ZM111 11V12H110ZM15 12V11H14ZM21 12V13H22ZM118 12V13H117ZM122 12V13H121ZM154 12V13H153ZM162 13V11H161V9L159 10V14H161ZM1 13V12H0ZM11 13H13V12H11ZM18 13V12H17ZM124 13H126V14H124ZM134 13V14H133ZM138 13V16H136V14ZM151 13H153L152 15H151ZM168 13V12H167ZM167 13H162L163 15H162V17L165 15V14H167ZM218 13V14H219ZM15 14H16V12H15ZM79 14V15H78ZM82 14V15H81ZM129 14H132V17H131V15H129ZM13 15V14H12ZM67 15V14H66ZM83 16V17H82ZM129 16V17H128ZM161 16V15H160ZM166 16V15H165ZM164 16V17H165ZM19 17V16H18ZM66 17V16H65ZM79 17V18H78ZM210 18L209 19H215L216 18V16H214V15H210L209 16ZM85 18V17H84ZM123 18V19H122ZM127 18V19H126ZM129 18V19H128ZM141 18V19H140ZM148 18H150V20H148ZM79 19V20H78ZM132 19V20H131ZM135 19H137V21L135 20ZM144 19H146V20H144ZM211 19V20H212ZM65 20H67L66 18H65ZM82 20V21H81ZM130 20V21H129ZM28 21H30L29 19H28ZM87 21V22H86ZM90 21V22H89ZM135 21V22H134ZM143 21V22H142ZM86 22V23H85ZM132 22V23H131ZM140 22V23H139ZM2 23V24H1ZM32 23V22H31ZM92 23V24H91ZM131 23V24H130ZM143 23V24H142ZM148 23H145V24H148ZM28 24H29V22H28ZM75 24V23H74ZM115 25H117V23H114ZM129 24H130V26H129ZM161 24V26H164V23H160ZM163 24V25H162ZM2 25V26H1ZM30 25V24H29ZM60 24H58V28L59 27H61L62 28V26H59ZM90 25V26H89ZM218 25H221V21H219V23H217V26H215V29H216V27H219ZM97 27V28H94V27ZM5 29H4V28ZM7 27V26H6ZM17 27V28H16ZM116 27V26H115ZM165 27V26H164ZM8 28V27H7ZM18 28H19V30H18ZM61 28H60V30L59 29H57V31L59 32L60 31V33L62 32L61 31ZM147 28H149V25H148V27L146 26V29L145 30H147ZM63 29V32L62 33H67L66 35H65V37L66 38H71V36H69V35H71V29H70V31L69 32H67L68 30H66V29H64V28H62ZM75 29V30H74ZM82 29V30H81ZM94 31H93V30ZM97 29V30H96ZM100 29V30H99ZM117 29V28H116ZM116 29L115 28H113V30H112V39H114V38H116L117 39V31H116ZM8 31V34H11V35H7V32L6 31ZM66 30V31H65ZM91 31V33H90V31ZM219 31H221V29H218ZM12 31V32H11ZM17 31V32H16ZM56 31V32H57ZM17 34L16 36H15V33ZM32 34H31V33ZM45 32V33H44ZM89 32V34H86V33H88ZM94 32V33H93ZM97 32V33H96ZM102 32H103V29H102ZM13 33V34H12ZM69 33V34H68ZM96 33V34H95ZM132 33H133V35H132ZM25 34H27V35H25ZM44 34H46V35H44ZM73 34V33H72ZM83 34V35H82ZM14 35V36H13ZM18 35H20L19 36V40L17 39L18 38ZM67 35H68V37H67ZM78 35H79V37H78ZM81 35V36H80ZM88 35V36H87ZM93 35V36H92ZM95 35V36H94ZM7 36H8V38H7ZM83 36V37H82ZM92 36V37H91ZM11 37V38H10ZM40 38V40H41V42H40V40H39V38ZM45 37V38H44ZM49 37V36H48ZM78 37V38H77ZM88 37L90 38V39H88ZM94 37V38H93ZM3 38V39H2ZM5 38V39H4ZM7 38V39H6ZM13 38V39H12ZM15 38V39H14ZM38 38V39H37ZM74 38V39H75ZM85 38V39H84ZM10 39V40H9ZM25 39V40H24ZM50 39V38H49ZM48 39V40H49ZM58 39V40H57ZM72 39V38H71ZM92 39V40H91ZM13 42H12V41ZM17 40V41H16ZM22 40H23V43H22ZM36 40H37V43H36ZM46 41V42H44V41ZM85 40V41H84ZM87 40H88V42L90 43H88L87 42ZM115 40V39H114ZM30 42V44L29 43H27L28 45V48H27V46H26V42ZM43 41V42H42ZM58 41L59 42H61V44L60 43H58ZM65 41V42H64ZM79 41V40H78ZM10 42H12V43H10ZM15 42H19V44L17 43H15ZM25 42V43H24ZM51 42V43H52ZM53 42V43H54ZM85 42V43H84ZM35 43V44H34ZM41 43V44H40ZM46 43V44H45ZM59 44V46H58V44ZM63 43V44H62ZM69 43V44H68ZM83 43L84 44H86V46L85 45H83ZM95 43V44H94ZM146 43V44H145ZM12 44V45H11ZM65 44V45H64ZM89 44V45H88ZM128 44V45H127ZM131 46H130V45ZM141 44V45H140ZM143 44V45H142ZM211 44H213V41H210V43H209V45H211ZM13 45H14V47H13ZM19 46V49H18V47H16V46ZM44 45V46H43ZM45 45H46V47H45ZM54 45V46H55ZM64 45V46H63ZM126 45V46H125ZM9 46V47H8ZM23 46H24V49H25V52H24V49H23ZM26 46V47H25ZM41 46H42V48L44 49V51L45 52H43V49L41 48ZM50 46H51V44H50ZM62 46V47H61ZM97 46V45H96ZM135 47V49H133L134 47ZM139 46V48H137ZM8 47V48H7ZM11 47V48H10ZM13 47V48H12ZM60 47H61V49H60ZM70 47H73V48H69ZM80 47V46H79ZM126 47H128V49L126 48ZM130 47H131V49H130ZM166 47H167V45L165 46V49H166ZM45 48H47V49H45ZM50 49V51H48L49 49ZM64 48V49H63ZM12 49H14L13 51H12ZM19 50V53H18V50ZM23 49V50H22ZM27 49H29V52H28V50ZM40 49H41V51H40ZM58 49V50H57ZM120 49H122V50H120ZM141 49V52L139 51ZM144 49V50H143ZM7 50H9L8 52H7ZM22 50V51H21ZM63 50V51H62ZM78 50V51H77ZM127 50V51H126ZM134 50V51H133ZM138 50V51H137ZM57 51V52H56ZM72 51H74L73 52V54H76V55H73L72 54V58H71V60L69 61V59H70V57H69V59H68V61L70 62L69 64L64 60V61H62V65H61V69H62V71H61V69L60 70H58L59 68H60V64H58V63H53L52 62V60L51 61H49L50 59H52V58H50L51 56H52V53H68L69 52V55H71V52ZM96 51V52H95ZM163 51H165L164 49L161 51L162 53H163ZM11 52V53H10ZM18 53V54H16V53ZM23 52V53H22ZM27 52V53H26ZM46 52H47V54H46ZM51 52V55L50 54H48V53H50ZM102 52V54L101 55H103L104 53ZM125 52V53H124ZM127 52V53H126ZM14 53H15V55H14ZM25 53L27 54V56L25 55ZM29 53V54H28ZM42 53V54H41ZM97 53V54H96ZM120 54V56H119V54ZM123 53V54H122ZM138 53V54H137ZM141 53V54H140ZM11 54H12V56H14V58L15 59H17L18 60V65L16 64V66L14 65H10L11 63H10V57H11ZM19 54H20V56H19ZM25 55L26 57H27V59H26V57H25V59H26V62L25 63H23L22 65L20 64L21 62V55ZM43 54H44V56H46V55H49V56H46L45 58H43L44 56H43ZM122 54V55H121ZM16 55L18 56V58L16 57ZM30 55V56H29ZM40 55H41V57L42 58H40ZM97 55H98V57H100V58H97ZM117 55H118V57H117ZM75 56V57H74ZM104 56V55H103ZM148 56V57H147ZM7 57H9V58H7ZM39 57V58H38ZM78 57V58H77ZM82 57V56H81ZM106 57H107V59H106ZM111 57H113V59L111 58ZM182 56H176V55H173V56H171V57H169V59H168V62H169V64H171V66H172V64L174 65V63H175V61L177 60V58H181ZM5 58H6V60H5ZM13 57H11V59H14ZM36 58H38V60L36 59ZM74 58V59H73ZM76 58V59H75ZM93 58V59H92ZM117 58V59H116ZM146 58V59H145ZM29 59H30V61H29ZM37 60V62L38 63H40V66H42L41 64H43L44 63V65H45V68L44 69H42L43 68V66L42 67H40L42 70H46L47 71V73H46V71H43L42 72V70L40 69V71H41V73H43V74H41L37 69H38V67H39V65H38V63L36 62V60ZM42 59V60H41ZM47 59V60H46ZM80 59V60H79ZM98 59H100V61H102V62H100V61H97ZM115 59V60H114ZM174 59H176V60H174ZM40 60H41V62H40ZM46 60V61H45ZM73 60V61H72ZM77 60V61H76ZM83 62H82V61ZM93 62H92V61ZM174 60V61H173ZM6 61V62H5ZM7 61H8V63H7ZM71 61L73 62V63H71ZM84 61L86 62V63H84ZM114 61V62H113ZM48 62H50V63H48ZM65 62V63H64ZM81 62H82V65L84 66H82V68H80L81 67ZM99 62H100V64H99ZM148 62V64H146ZM3 63H6V64H9V66L7 65V67H6V64H5V66H3ZM35 63H37V64H35ZM51 63H53L52 65H51ZM67 63V64H66ZM84 63V64H83ZM91 63V64H90ZM152 63V62H151ZM191 63H193V62H191ZM20 64V65H19ZM51 67H53V69H52V67L50 68L48 65ZM56 64H58V66L56 65ZM71 64H73V65H71ZM90 64V65H89ZM153 64V63H152ZM25 65V66H24ZM54 65L55 66H57V67H54ZM67 65V66H66ZM87 65V66H86ZM20 68V70H19V68ZM64 66V67H63ZM91 66L93 67V68H91ZM113 66V67H112ZM14 67V68H13ZM16 67V68H15ZM37 69H36V68ZM49 67V68H48ZM86 67V68H85ZM110 67V68H109ZM8 68H10V69H8ZM55 68H57V70L55 69ZM97 68V69H96ZM112 68H115V70L114 69H112ZM147 68V69H146ZM11 69H14V70H11ZM18 71H17V70ZM48 69H50V70H48ZM51 69L53 70V71H51ZM70 69V70H69ZM73 69V70H72ZM77 69H80V70H78L77 71ZM87 69V70H86ZM92 69V70H91ZM63 70H64V72H63ZM74 70H75V72H74ZM100 70V71H99ZM121 70V69H120ZM10 71H12V72H10ZM36 71V72H35ZM57 71V72H56ZM60 72V75H59V72ZM72 71V72H71ZM80 71V73H82V72H84L82 75H84L85 73V77L83 76V78H85V80H86V82L85 81H83L84 79L82 78V76L80 77V78H82V79H79V72ZM88 71V72H87ZM92 71H95V72H93V74H95L96 75V78H99L98 76H101L100 78H99V80L101 79V81L104 83V84H102V82H101V87H99L100 89H103L104 88V86H106V84L108 83V81H109V84H110V82L112 83V84H110V85H108L109 87H111L110 89H111V93L108 95L107 93L108 92H106V89L104 88V91L103 90H101V92L100 93H102L103 92V94H104V92H106L105 94H107V95H103L102 94V96H97V98H96V96H93V97H95V98H91L92 100H90V97H89V95L91 96V93L89 94L88 93V91H89V89L90 90H93V89H95L94 87H96V86H93V84L94 83H96L93 79V81H91V79H90V76L91 75H89V79H88V81H87V74H90ZM103 71V72H102ZM113 71V72H112ZM118 71H119V73H118ZM38 72H39V74H38ZM52 72V73H51ZM66 72H69V73H66ZM78 73V75H76L75 73ZM100 72H101V75H100ZM145 72V73H144ZM17 73V74H16ZM54 73V74H53ZM65 74L64 76H63V74ZM99 73V74H98ZM37 76H36V75ZM49 74H50V77L52 76H54L55 75V77H57L58 76V78L56 79L55 77H53V78H55V79H53V80H51L50 79V81H49V79L48 78H50L49 77ZM52 74V75H51ZM68 74V75H67ZM70 74V75H69ZM106 74V75H105ZM116 74H117V77H116ZM98 75V76H97ZM103 75V76H102ZM108 75V76H107ZM47 76V77H46ZM71 77V79H70V77ZM73 76V77H72ZM45 77H46V79H45ZM64 77H67V78H64ZM75 77V78H74ZM93 77H95V76H93ZM103 77V78H102ZM111 78V81H110V79L108 80L107 78ZM44 78V79H43ZM72 78H74V79H72ZM92 78V77H91ZM95 78V79H96ZM4 79H6V81L4 80ZM37 79H41V80H37ZM58 79H60V81L58 80ZM105 79V80H104ZM47 80V81H46ZM57 80V81H56ZM104 80V81H103ZM140 80V79H139ZM2 81V82H1ZM8 81V82H7ZM39 81V82H38ZM41 81H42V83H41ZM45 81V82H44ZM48 81H49V85H48ZM64 82V84H62L63 82ZM68 81V82H67ZM71 81L75 84V87H78V88H76L78 91L80 90V93L78 92V91H76V89H73L72 90V88L70 87V86H68L69 85V82H70V84L73 86L74 84L73 83H71ZM138 81V80H137ZM136 81V83H138ZM4 82H7V84H8V88H7V91H12L11 93L12 94H10V97H9V94L8 93H10V92H6V90L4 91V89H6V88H3V86L1 87V85H5V83ZM40 83V84H38V83ZM44 82V83H43ZM46 82H47V84H46ZM54 83L53 85H52V83ZM59 82H62V83H59ZM141 82V81H140ZM57 83V84H56ZM77 83V84H76ZM86 83V84H85ZM51 84V85H50ZM121 86H120V85ZM39 85V86H38ZM42 85L43 86H45V88H47V90H51L50 92L51 93H53L54 92V95L53 94H51L48 98H46V99H43L42 98V96H41V94H42V92L41 91H43V93L44 92H47V90L46 91H44L43 90V88H42ZM47 85V86H46ZM63 85H64V87H67L66 89L63 87ZM87 85H91L90 87H92V88H89V86H87ZM137 85H138V87H137ZM136 85V87L137 88H140L141 87V85H142V83H138ZM194 84H189L188 83V86H186V84H185V86H186V88L188 87V89H191L190 87H192ZM51 88H49V87ZM108 86H106V87H108ZM118 86V87H117ZM120 86V87H119ZM123 86H125V89L123 88ZM5 87H7V85H5ZM40 87V88H39ZM55 87V88H54ZM64 89H63V88ZM9 88H11L12 90H10ZM14 88V89H13ZM44 88V89H45ZM57 88V89H56ZM71 90H70V89ZM123 90H122V89ZM9 89V90H8ZM35 91H34V90ZM40 89V90H39ZM70 90V94H68V92L66 91V92H63L64 90ZM97 89V88H96ZM127 89V90H126ZM38 90V91H37ZM56 90V91H55ZM74 90L76 91V92H78L80 95H82V97L84 98L83 100L85 101V103L87 104L88 102H90L91 104H89L88 103V105H89V108L90 107H92V108H90V111H92V112H90V116L92 117L91 118V121H92V123H93V127H92V130H91V133L93 134V132H94V134L93 135H95L96 137H97V139L100 141V142H98L97 143V141L98 140H96L95 142V144H94V146H95V149H92L91 148V146L87 143V138H86V133L84 132V127L83 126H85V124H84V122H83V120L85 121V119H83L82 120V116H79V115H77V114H75L76 113V111H77V107H76V99L74 98L75 96L76 97H78V95H76L75 93H74ZM136 91H137V94H135V93H133V92H136V91H133V90H130V91H132V92H129L130 94V96H132V97H130V102L131 101H133V104L135 103V104H138V105H136V106H139L140 105V102H141V105H144V101L145 100H147L146 98L147 97H145V95L143 94H141L140 95V93L141 92H139L137 89H135ZM30 91V92H29ZM53 91V92H52ZM62 91V92H61ZM71 91L73 92V94H75V96H73L72 95V93H71ZM94 91V90H93ZM107 91H109V89L107 90ZM189 91V90H188ZM35 92V93H34ZM92 92V91H91ZM3 93V94H2ZM38 93V94H37ZM68 95H67V94ZM82 93V94H81ZM113 93V94H112ZM120 93V94H119ZM175 96L176 95H178V94H176L175 92H172ZM172 93H169V94H172ZM33 94V95H32ZM40 94V95H39ZM46 93H44V94H42V95H44V96H46L45 95ZM85 94V95H84ZM117 94H119V96L117 95ZM172 94V95H173ZM36 95V96H35ZM67 95V96H66ZM100 95V94H99ZM172 95H169V97L171 96V99L172 98H174L175 99V97H172ZM173 95V96H174ZM184 96H182V94L180 95H178V96H180L179 97V99H182V98H189L191 95H190V91H189V97H188V94L186 95V94H183ZM1 96V97H2ZM39 98H38V97ZM40 96H41V98H40ZM72 98H71V97ZM107 96V97H106ZM111 96V97H110ZM35 97V98H34ZM52 97V98H51ZM67 97V98H66ZM99 97V98H98ZM110 97V98H109ZM117 97V98H116ZM182 97V98H181ZM67 100H66V99ZM102 98V99H101ZM116 100H118V101H116ZM120 98V99H119ZM126 98H127V96H126ZM133 98H134V100H133ZM176 98H177V96H176ZM186 98V99H187ZM190 98H192V99H190ZM189 98V100L187 101V102H189V106H192L191 104V102H195L196 101V98H194L193 96H191ZM39 99H40V101H39ZM52 99V100H51ZM60 99H61V101H60ZM94 99V100H93ZM143 101H142V100ZM173 99V100H174ZM87 100V101H86ZM89 100V101H88ZM179 101L178 100V98L177 99H175L174 100V102H177V101ZM192 100V101H191ZM95 102V103H93V102ZM113 101V102H112ZM16 102H18V103H16ZM40 102V103H39ZM56 102V103H55ZM60 102H61V104H60ZM111 102V103H110ZM139 102V103H138ZM148 102V103H147ZM14 103H16V105H13ZM55 103V104H54ZM63 103H64V106H61V105H63ZM110 103V104H109ZM123 103V102H122ZM150 102L149 101H146V104L148 105ZM67 104V105H66ZM70 104V105H69ZM94 104V105H93ZM108 105V107H107V105ZM121 104V103H120ZM150 104H154V102L152 103H150ZM5 105H6V107H5ZM12 105H13V108H12ZM57 105V106H56ZM65 105H66V107H65ZM91 105H93V106H91ZM147 105H145V106H143L142 108H144V107H146ZM151 105V106H152ZM4 106V107H3ZM69 106V107H68ZM71 106V107H70ZM75 106V107H74ZM106 106V107H105ZM177 106V105H176ZM18 107H16V108H18ZM12 108V109H11ZM53 108V109H52ZM75 108V109H74ZM103 108V109H102ZM109 108H111V107H109ZM141 108V107H140ZM9 109V110H8ZM66 109H68V110H66ZM91 109H93V110H91ZM101 110V111H100ZM165 110H166V114H167V116L169 117L168 119H170L171 121V123H175V124H173L174 126L176 125V123L177 122H179V124H177V126H175V127H177V128H175L174 126V130H173V133H176V134H174L173 135V140L171 141V140H168V138L165 140V135H163V134H161L160 132L158 133V131H156L155 132V135H154V139H156L157 138V136H158V138L156 139V141H155V146H157V148L156 147H154V148H152L154 151H155V153H154V159L151 161V165L153 164V167H152V169H155L156 167H159V166H161L162 165V161H164V160H166V159H168L167 157H162V156H165L164 155V153L163 152H165L166 151V149H167V147L168 148H172V149H174L177 153H180L179 155H181V154H183V153H187L188 151L186 150V149H183V148H187V149H190V147H187V146H189L186 142H185V140L187 141V136H185L186 135V132L188 133L189 132V127L191 126L190 125V123H188V125H190V126H185L184 127V125H185V123H183V121H184V119H183V121L181 122L180 121V116H179V113H177L175 110H178V106H177V108L175 107V106H171V105H169V106H167L166 108H165ZM164 110V111H165ZM171 112H170V111ZM5 111V112H6ZM55 111V112H54ZM68 111V112H67ZM70 111H74L73 112V116L75 117H77V119H76V121H75V123H77L75 126L76 127H74V129L72 128L73 126H69V125H71L70 123H69V125H68V121H66V120H68L69 119V121H70V118H68V119H66V120H64L65 119V117H70V115H69V113H70ZM101 113H100V112ZM148 111H149V109L148 110H146V111H144V112H146V114H149V116L150 117H147V120L149 121L148 122V124L149 125H151V126H154L155 124V120H156V118H157V115H156V111L154 110H150V112L148 113ZM153 111V112H152ZM8 112H7V114H8ZM14 112V111H13ZM12 112V113H13ZM20 112V111H19ZM49 112V113H48ZM52 112V113H51ZM67 112V113H66ZM78 112V111H77ZM102 112H104V114H102ZM143 111H142V113H144ZM156 112V113H155ZM170 112V113H169ZM174 112H176V113H174ZM173 113V114H172ZM145 113L143 114L144 116L146 115ZM10 116H11V113L9 114ZM13 115H14V113H13ZM26 115V116H25ZM67 115V116H66ZM170 115V116H169ZM178 115V116H177ZM26 118H25V117ZM89 116V117H90ZM143 116V117H144ZM174 116V117H173ZM50 119H49V118ZM82 117V118H81ZM152 117V118H151ZM155 117V118H154ZM171 117V118H170ZM10 118H13V116H11ZM22 118V117H21ZM178 120H177V119ZM28 119H29V121H28ZM47 119V120H46ZM62 119V120H61ZM80 119V120H79ZM109 119V118H108ZM150 119V120H149ZM155 119V120H154ZM182 119V118H181ZM5 120V119H4ZM48 120H50V123H49V121ZM139 120V121H138ZM153 120V121H152ZM41 121V123H39ZM64 121V122H63ZM143 121V120H142ZM145 121H146V119H145ZM177 121V122H176ZM63 122V123H62ZM66 122V123H65ZM109 122H110V119H109ZM133 122L137 125V126H139L140 124H141V121H140V119L139 118H134L133 119ZM147 122V121H146ZM0 123H1V121H0ZM28 123H29V126H28ZM30 123H31V125H30ZM39 123V124H38ZM44 123H47L46 124V126H48V124H49V126L48 127H46L45 128V124ZM79 123V124H78ZM43 124V125H42ZM66 124V125H65ZM2 125H3V123H1V126H0V137L2 136V130H3V128H2ZM40 125V127H43L44 126V128H42V129H48V128H50V126H51V129H52V131H51V129H50V131L51 132H48L49 130H47V131H45V130H42L41 129V131H43L44 132V135H46L45 137H47V136H49V137H53L52 138V140L54 141V143L56 142V143H58V144H54L53 143V146H51L52 145V140H50V138H46V139H49L48 141L45 139L44 140V135H42L43 134V132H41L40 131V133H39V131H38V129H36V126L38 127ZM142 125V124H141ZM141 125H140V127H136L135 129H136V131L137 132H141L143 129L142 128H144V127H141ZM180 125H183L182 126V128H181V126ZM186 125H187V123H186ZM31 126H32V129H31ZM33 126H35V127H33ZM80 126V127H79ZM27 127H29V128H27ZM69 127V128H68ZM178 128H181V131L183 132V130H184V133H182V134H180L181 133V131H180V129H178ZM184 128V129H183ZM189 128V129H188ZM33 129H35V131L33 130ZM94 129V130H93ZM103 129V130H102ZM109 129V128H108ZM188 129V130H187ZM72 130V131H71ZM175 130H177V131H179L178 133L175 131ZM107 131V132H106ZM30 132H32V133H30ZM107 134H106V133ZM111 132L114 134V136H112V139H111ZM172 132V131H171ZM51 133H53V135L51 134ZM124 132H122L121 134H123ZM158 135H157V134ZM31 134V135H30ZM49 134V135H48ZM79 134V135H78ZM185 134V135H184ZM240 135H238V136H240L239 138L237 137L235 140L234 139H231L230 141H234L235 143V145H237V142L239 143L238 145H237V148H238V151H237V154H238V156H241V155H243L242 157H241V162L243 163V167H245L246 166V169L244 168L243 170H245V171H243V173L245 172H247V174H251L252 175V173H254V174H256L255 172H257V170L255 171V168H256V166H261V163L259 162V159L258 160H256V161H254L253 160V158H252V156H246V155H244V151H240V150H243L242 149V147H240V146H242L241 145V143H240V141L242 142V143H247L248 142V140H246L247 138H246V134L244 133V131H242V132H240L239 133ZM243 134V135H242ZM52 135V136H51ZM157 135V136H156ZM161 135V136H160ZM188 135V134H187ZM34 136V135H33ZM64 136V137H63ZM75 136V137H74ZM77 136V137H76ZM94 136V138H96ZM122 136V135H121ZM139 136V135H138ZM41 137H43V139L41 138ZM100 137H102V139L100 138ZM106 137H108V138H106ZM161 137V138H160ZM182 137H186V139L185 140H183L182 139ZM31 138V139H32ZM40 138V139H39ZM55 138H60V139H57V141H55L56 139ZM100 138V139H99ZM104 138H106V139H104ZM176 138V139H175ZM179 138V139H178ZM180 138H181V141H180ZM244 138H246V139H244ZM85 139V140H84ZM109 139V140H108ZM116 139V138H115ZM159 139V140H158ZM163 139V140H162ZM244 139V140H243ZM37 140V141H36ZM62 142H61V141ZM77 140V141H76ZM174 140H176V142H174ZM205 141H207V138L206 139H204ZM237 140H239V141H237ZM39 141H40V143H39ZM42 141V142H41ZM52 141V142H51ZM64 141V142H63ZM171 141V142H170ZM183 141V142H182ZM237 141V142H236ZM0 142H2V137L0 138ZM44 142V143H43ZM60 142V143H59ZM78 142H79V144H78ZM160 142V143H159ZM167 142H169V143H167ZM179 144H178V143ZM186 143V145H184L185 143ZM61 143H63V144H61ZM203 143H206V144H209L210 142H202V144ZM230 144H231V142H229ZM27 144V143H26ZM42 144V145H41ZM99 144H100V146H99ZM173 144H174V147H173ZM184 145L183 147H181V145ZM211 144V143H210ZM233 144V143H232ZM58 145V146H57ZM62 145V146H61ZM87 145V146H86ZM106 145V146H105ZM163 145V146H162ZM199 145V144H198ZM197 145V146H198ZM50 146V147H49ZM60 146V147H59ZM68 146V147H67ZM105 146V148H103ZM196 146V145H195ZM195 146H193V148H191V149H195V148H198L197 146L195 147ZM219 146H225V143H223V145H222V143L220 142V145ZM55 147H57V148H55ZM62 147H63V149H62ZM87 147V148H86ZM90 147V148H89ZM178 147V148H177ZM180 147V148H179ZM55 148V149H54ZM66 148V149H65ZM85 148V149H84ZM100 150H99V149ZM51 149V150H50ZM97 149V150H96ZM104 149V150H103ZM107 149V150H108ZM149 150V153L150 152H152L153 150L152 149H150V148H148ZM156 149V150H155ZM49 150L50 151H53L52 153H50L49 152ZM89 150V151H88ZM180 150H182V151H180ZM39 151V150H38ZM41 151V150H40ZM62 151V152H61ZM71 151V152H70ZM95 151V152H94ZM98 151V152H97ZM162 153H161V152ZM183 151H185V152H183ZM63 152H65V153H63ZM92 152H94V153H92ZM100 152V153H99ZM159 152V153H158ZM240 152V153H239ZM25 153H27V152H25ZM69 153V154H68ZM92 153V154H91ZM158 153V154H157ZM56 156H55V155ZM65 154V155H64ZM26 154H24V156H25ZM157 155V156H156ZM14 156H12V158H13ZM16 158H14L15 160H17V162L19 161V159L20 158H18V156H15ZM60 157V158H59ZM161 157V158H160ZM244 157V158H243ZM248 158V160H247V158ZM4 158H5V156H4ZM124 158V156L121 154V153H118L117 154V158H116V161L119 163L118 164V166L121 168V170H124V165H125V163L124 162H120L122 159ZM166 158V159H165ZM244 159V161H243V159ZM53 159H57V163L56 162H54V160ZM60 159H61V161H60ZM164 159V160H163ZM205 159H207V158H204V160ZM211 160V158L210 157H208V160H206V161H209L210 162V160ZM246 159V160H245ZM250 159V160H249ZM13 160V159H12ZM20 160H25L24 158H22V159H20ZM41 160V161H40ZM155 160H158V161H155ZM191 160H192V162H191ZM190 161H189V163H188V165H190V166H188L187 168L189 169V168H192V169H187V172L189 171V173L191 172V171H193V168L195 169L196 167H198L199 165V163L200 162H198L196 159H191ZM194 160V161H193ZM253 160V161H252ZM74 161V162H73ZM246 161L248 162H250V163H248L249 165H247V163H246ZM16 161H14V163H16V165H14L16 168H17V165L19 164V163H17ZM78 162H82V164H84V175L81 177V178H78L77 176H76V173H75V171H74V169H75V167L74 166H76V164H78ZM99 164H101V165H99ZM161 162V163H160ZM196 162H198V164L196 163ZM239 163L240 165L242 164V163ZM252 162V163H251ZM160 163V164H159ZM194 163V164H193ZM211 164H209L211 167H213V165H214V163L213 162H210ZM244 163H246V165H244ZM258 165H257V164ZM66 164L68 165V166H66ZM74 164V165H73ZM97 164V165H96ZM103 164V165H102ZM156 164V165H155ZM191 164H193V167H192V165ZM38 165V166H39ZM60 165V166H59ZM63 165H65L67 168H69V173H67V172H65V169H64V167H63ZM158 165V166H157ZM167 165H168V163H167ZM198 165V166H197ZM24 166V169L22 168ZM85 166H87V167H85ZM99 166V167H98ZM106 166V167H105ZM165 166H166V164H165ZM168 166H170V165H168ZM167 166V167H168ZM259 166V167H260ZM26 167V168H25ZM59 167H61L62 169H60ZM258 167V168H259ZM262 167V166H261ZM261 167L259 168L260 170H263V169H261ZM15 168V169H16ZM17 168V169H18ZM38 168V169H39ZM102 168V169H101ZM105 168H107V169H105ZM109 168V169H108ZM252 168V169H251ZM43 169V170H42ZM101 169V170H100ZM105 169V170H104ZM167 169H171V167L170 168H167ZM252 170V171H251ZM31 171H33V174H34V176L32 175V172ZM35 171V172H34ZM50 171V173H47V172H49ZM105 171V172H104ZM169 170H166V167H164V172H163V174L164 175H162V178H163V176H164V178H166V176L168 175V177L169 176H171V175H169L170 173L168 172ZM171 172L173 171L172 169L170 170ZM64 172V173H63ZM99 172V173H98ZM185 173H183V174H180V175H183L184 177L186 176V175H189V176H187L188 177V179H192V180H190L192 183L193 182H197L198 181V179L196 178L197 177V173H194L193 172V174H192V172L189 174V173H186V170L184 171ZM66 173V174H65ZM103 173V174H102ZM258 173H259V171H258ZM257 173V174H258ZM261 173H262V175H261ZM50 174V175H49ZM99 174V175H98ZM184 174H186V175H184ZM257 174L255 175L256 177H258L257 176ZM260 176H263L264 177V171H261L260 173ZM258 174V175H259ZM1 175V174H0ZM10 175V176H9ZM49 177H48V176ZM111 175H113L112 177H111ZM192 175V176H191ZM243 176H245L246 174H242ZM242 175H239L238 177H237V179H238V182H237V184H238V186L239 187H241V188H243V189H246V191L247 190H249V197H250V201H251V203L255 206V208L254 209H252L253 210V212L254 213H256L255 215H258V218H259V220H260V222H258V225L259 224H261V222H262V224L260 225V226H262V225H264V187H262L261 186V188L260 189H257L258 188V186H260L259 184H258V182H256L255 181V179H256V177L254 176H252L250 179H253L254 178V184L253 183H251V184H249L250 182H249V180L250 179H248V178H246V177H243ZM9 176V177H8ZM35 177L34 179H36V180H38L39 181V179H40V181L39 182H41L42 184L41 185H43V187H41V190L42 189H44V192H42V196L41 195H39V196H37L35 199V205L32 207V209L33 210H29L30 208H24V210L23 211H20L21 209L19 208V207H17L18 206V204H16V200L15 199H17L18 198V194L20 195L21 194V181H23L25 184L27 183V184H29L30 186L32 185V184H30L31 182H33V181H31V180H33V178L31 179V177ZM44 176H45V178H44ZM195 176V177H194ZM38 177H39V179H38ZM76 177V178H75ZM110 177V178H109ZM167 177V178H168ZM180 177V176H179ZM184 177H182V179L184 178ZM44 178V179H43ZM99 178V179H98ZM103 179V180H101V179ZM139 178H141V177H139V176H137L136 178L135 177H132V179H133V181H134V183H136V182H139V185H140V183L142 182L141 181V179H139ZM143 178H144V176H143ZM177 178V180L176 179H174V186L176 185H179L180 183H178L179 181H181V179H179L178 178V176L176 177ZM181 178V177H180ZM242 178V179H241ZM13 179H15V180H13ZM19 179V180H18ZM31 179V180H30ZM79 179V180H78ZM184 179H187L186 177L184 178ZM17 180V181H16ZM30 180V181H29ZM176 180V181H175ZM194 180V181H193ZM244 182H243V181ZM26 181V182H25ZM44 181V182H43ZM105 181V182H104ZM190 181L188 180V182L190 183ZM5 182H7V183H5ZM29 182V183H28ZM246 182V183H245ZM264 182V181H263ZM5 183V184H4ZM101 183L103 184V185H101ZM7 184V185H6ZM26 184V185H27ZM96 184V185H95ZM99 186H98V185ZM105 184V185H104ZM258 184V185H257ZM29 185H27V186H29ZM45 185V186H44ZM68 185V186H67ZM70 185V186H69ZM72 185H73V187H72ZM247 185L249 186V188H251V185H252V188L251 189H249L248 187H247ZM18 186V187H17ZM29 186V187H30ZM98 186V187H97ZM107 186V187H106ZM117 186V185H116ZM28 187V188H29ZM109 187H110V189H109ZM119 187V186H118ZM117 187V188H118ZM245 187V188H244ZM253 187H255V188H253ZM19 188V189H18ZM31 188V187H30ZM29 188V189H30ZM73 188V189H72ZM107 189V191L105 190V189ZM248 188V189H247ZM67 189V190H66ZM69 189V190H68ZM97 189H98V191H97ZM263 189V190H262ZM9 190V191H8ZM20 190V191H19ZM65 190V191H64ZM94 190V191H93ZM117 190V189H116ZM118 190H119V188H118ZM258 190H260V192H257ZM7 191V192H6ZM17 191V192H16ZM18 191H19V193H18ZM43 191V190H42ZM97 191V192H96ZM232 191H233V189H232ZM64 192V193H63ZM93 192V193H92ZM111 192H113V193H111ZM66 193V194H65ZM94 193H96V194H94ZM105 193V194H104ZM109 193H111V194H109ZM116 193H117V191H116ZM263 193V194H262ZM63 194V195H62ZM105 196H104V195ZM109 196H108V195ZM260 194V195H259ZM8 195H10V196H8ZM15 195H17V196H15ZM66 195V196H65ZM95 195L97 196V197H95ZM100 195V196H99ZM111 195V196H110ZM122 195V196H121ZM214 195V194H213ZM116 196V195H115ZM179 196V195H178ZM218 197H217V199L220 197L219 195H217ZM227 196V197H226ZM226 196H224V197H220V198H222L221 200H230L231 199V195H226ZM259 196V197H258ZM261 196V197H260ZM4 197V198H3ZM122 197V198H121ZM215 197H216V194H215V196H214V200L215 201H217V199H215ZM226 197V198H225ZM258 197V198H257ZM263 197V198H262ZM6 198H8V199H6ZM10 198H13V199H10ZM39 198V199H38ZM101 198V199H100ZM145 198V197H144ZM144 198H142L143 200H144ZM224 198V199H223ZM229 198V199H228ZM260 198V199H259ZM5 200V202H4V200ZM10 199V201H8ZM19 199V198H18ZM17 199V200H18ZM94 199V200H93ZM97 199V200H96ZM103 199V200H102ZM106 199V200H105ZM114 199H115V197H114ZM121 199V200H120ZM141 198H138V201L135 203V204H137V206L138 205H140L141 204V202L143 203L144 201H147L146 199L143 201ZM76 200V201H75ZM112 200V201H111ZM139 200H141V201H139ZM218 200H220V199H218ZM254 200V201H253ZM12 201V202H11ZM64 201H65V203H64ZM95 201V202H94ZM107 201V202H106ZM109 201V202H108ZM111 201V202H110ZM177 202H178V200H176ZM226 201V202H227ZM2 202V203H1ZM9 204H8V203ZM37 202V203H36ZM112 202H114V205H115V207L113 206V203ZM225 202V201H224ZM257 202V203H256ZM68 203V204H67ZM92 203V204H91ZM103 203V204H102ZM144 203H146V202H144ZM143 203V204H144ZM98 204V205H97ZM102 204V205H101ZM106 204H112V205H109V206H107ZM117 204H119L120 206H118ZM124 204V206H121V205H123ZM251 204V205H252ZM5 205H7V206H5ZM11 205V206H10ZM67 205V206H66ZM201 205V204H200ZM8 206H10V208L8 207ZM104 206V207H103ZM118 206V207H117ZM136 206V205H135ZM5 207V208H4ZM35 207V208H34ZM201 207H202V209H203V211H205L204 210V206H202L201 205ZM250 207V206H249ZM98 208H99V210L100 211H98ZM7 209H8V211H7ZM14 209L16 210V211H14ZM18 209H19V211H18ZM91 209V210H90ZM94 209V210H93ZM102 209V210H101ZM110 209H112V210H110ZM118 209H120V210H118ZM39 212H38V211ZM143 210V209H142ZM150 210V209H149ZM147 211V213H145V214H147L149 217H148V221H149V224L151 225V230H152V236H153V238L156 240V241H159L158 243L161 245V246H163L164 248H165V250L166 251H171V253H173L172 254V256H173V258L175 259V261L177 262V260L179 259L178 257H180L181 255H179V254H181V253H179V252H181L180 250H181V243H178V242H180V239H178L177 237H175V236H172V234H174L175 232H177V233H175L174 235H176V234H178V233H187V235H190V237H192V235H193V237H194V239L195 238H197V243L195 242V243H193V244H195V245H193V246H195V247H191L190 246V248H189V252L191 253V255H193L194 256V260H197V258L199 259V254L201 253V251H202V246H203V244H204V242L201 240L202 239V237L200 238V232H201V229H200V227H198V228H196L195 226V228L193 227H191L190 225H189V223L187 224V227H184V230H183V227L181 228L180 226H178V225H183V223L181 222L180 223V220H177V218H176V214L175 213H173V212H169V215L168 216H171L170 218H173L170 222H172V223H169V226L166 228L168 231H167V234H166V231H165V228H163V223H162V221H161V219H160V217L162 216H160L159 214H162V213H160L159 211H158V209H156V208H152L150 211ZM250 210V209H249ZM256 212H255V211ZM10 211V212H9ZM37 211V212H36ZM103 211V212H102ZM112 211V212H111ZM120 211V212H119ZM20 213L19 214V216H18V213ZM33 212H35V213H33ZM100 212V213H99ZM106 212V211H105ZM116 212V216H114L115 213ZM13 213V214H12ZM40 215H39V214ZM42 213V214H41ZM95 213V214H94ZM127 213H128V215L131 217H129L128 218V215H127ZM253 213V214H254ZM258 213V214H257ZM17 214V215H16ZM35 215L36 214V216H33V215ZM92 214V215H91ZM95 215H97V216H95ZM121 215H123V216H121ZM127 215V216H126ZM174 217H173V216ZM31 216V217H30ZM40 216V217H39ZM41 216H42V218H41ZM83 216H84V218H83ZM99 216V217H98ZM103 216H105V217H103ZM2 217V218H1ZM14 217H17V218H14ZM24 217V218H23ZM38 217V218H37ZM80 217V218H79ZM82 217V218H81ZM115 217H118V218H115ZM261 217V218H260ZM28 218V217H27ZM36 218H37V220H36ZM124 218H126V219H124ZM133 218V219H132ZM263 218V219H262ZM2 219V220H1ZM4 219V220H3ZM81 219H82V221H81ZM120 219V220H119ZM8 220L9 221V224H7L6 223V221ZM79 220V221H78ZM92 220H93V222H92ZM101 220V221H100ZM127 220V221H126ZM177 220V221H176ZM228 220V221H227ZM233 219L230 217V219L228 218V219H226V221L223 223V225H224V228H223V231L225 232V241H226V244L227 245H229V242L230 241H234V239L233 238H235V235L237 236V234H238V231L239 230H237L238 228H234L235 227V224H233L232 222H234V220L232 221ZM78 223H77V222ZM84 221V222H83ZM85 221H87V222H85ZM97 221V222H96ZM100 221V222H99ZM134 221V220H133ZM232 221V222H231ZM15 222V223H14ZM79 222H81V224L79 223ZM104 222V223H103ZM13 223V224H12ZM17 223V224H16ZM38 223V224H37ZM86 223V224H85ZM93 223V224H92ZM127 223V224H126ZM178 223H180V224H178ZM229 223V224H228ZM232 223V224H231ZM7 224V225H6ZM16 224V225H15ZM47 224V225H46ZM83 224V225H82ZM97 224V225H96ZM99 224V225H98ZM120 224V225H119ZM123 224V225H122ZM207 223L205 222L204 223V226L206 225ZM9 225H11V226H9ZM57 226V228H55L56 226ZM149 225V226H150ZM174 225V226H173ZM176 225V226H175ZM5 226H9V229H11V230H9L8 229V227H7V229H8V231H7V229H6V227ZM43 226V227H42ZM45 226V227H44ZM48 226V227H47ZM92 228H91V227ZM94 226V227H93ZM105 226V225H104ZM124 226L122 227V229L124 228ZM162 226V227H161ZM183 226H186L185 224L183 225ZM188 226H190V227H188ZM203 226V225H202ZM203 226V227H204ZM229 226V227H228ZM51 227V228H50ZM96 227V228H95ZM205 227H208L207 225L205 226ZM78 228H80V229H78ZM83 228H84V230L86 229V228H88L89 230H90V232H89V230L88 229H86L85 231L83 230ZM95 228V229H94ZM99 228V229H98ZM177 228V229H176ZM229 230H228V229ZM5 229H6V231H7V233L5 232ZM43 229V230H42ZM58 229V230H57ZM92 229H93V232H92ZM180 230V229H182L181 231H177V230ZM192 229L194 230V231H192ZM42 230V231H41ZM96 230V231H95ZM99 230V231H98ZM162 230H164L163 232H162ZM185 230H187L186 232H183V231H185ZM188 230H190L189 232H188ZM226 230H228L229 232H227ZM30 231V232H31ZM38 231V232H37ZM57 231V232H56ZM98 231V232H97ZM200 231V232H199ZM237 231V232H236ZM88 232V233H87ZM94 232H95V234H94ZM97 232V233H96ZM190 232H192L191 234H190ZM12 233H13V235H12ZM58 233V234H57ZM90 233V234H89ZM170 234V235H169ZM185 234H181V235H185ZM202 234V233H201ZM7 235H8V237H7ZM56 235H58V236H56ZM98 236L99 237V239H98V237L96 238V236ZM100 235V236H99ZM180 235V234H179ZM187 235H185L186 237H189V236H187ZM13 236V237H12ZM91 236H94V238L92 237L91 238ZM123 236H121L122 238H123ZM171 236V237H170ZM185 236H180L181 238H185V239H187ZM203 236V235H202ZM55 237V238H54ZM85 237V238H84ZM120 239H119V238ZM175 237V238H174ZM192 237V238H193ZM88 240H87V239ZM103 238H104V240H103ZM129 238V239H128ZM166 238H168V239H166ZM192 238H190V239H192ZM198 238H200V239H198ZM17 239V240H16ZM93 239H95V240H93ZM109 239V240H108ZM132 239V238H131ZM130 239V240H131ZM175 239V240H174ZM189 239V238H188ZM246 240H244V239H242L243 241H245L246 242V244L244 243V245H243V249L241 248L237 253L239 254V259H243V262H245L246 264H252L253 262H256V263H253V264H262L261 262H263V259H264V252L263 251H261V250H263V249H256L257 248V245H254L253 246V244H254V240L252 239L251 240V238L249 239V238H245ZM248 239H249V241L251 242H249L248 241ZM12 241V242H9V241ZM97 240V241H96ZM112 240V241H111ZM119 240V241H118ZM123 240V241H122ZM141 241H145V239L144 238H141L140 239ZM196 240V239H195ZM200 240V241H199ZM55 241V242H54ZM92 241V242H91ZM94 241L95 242H97V243H94ZM106 241V242H105ZM127 241V242H126ZM243 241H242V244H243ZM253 241V242H252ZM59 242H61V243H59ZM111 244H110V243ZM228 242V243H227ZM9 245H8V244ZM10 243H11V245H10ZM54 243H56V244H54ZM101 243V244H100ZM173 243V244H172ZM15 244V245H14ZM57 244H58V246H57ZM125 244H128V245H125ZM225 244V247H223L222 245H220L216 250L218 251V252H220V253H218V260L220 261V264H227L228 263V261H226V259L225 258H231V252H230V247L229 246H227ZM239 244H241V243H239ZM13 245V246H12ZM55 245V246H54ZM95 245H97V246H95ZM99 245V246H98ZM107 245V246H106ZM177 245V246H176ZM251 245V246H250ZM105 246V247H104ZM180 246V247H179ZM245 246V247H244ZM9 247V248H10ZM107 247H108V251H107ZM111 247V248H110ZM129 247V246H128ZM200 247H201V249H200ZM227 247V248H226ZM104 248V249H103ZM180 249L179 251H177V249ZM220 248V249H219ZM249 248V249H248ZM254 248V249H253ZM26 249V248H25ZM25 249H18L19 251H17V252H20V253H18L17 255H16V257H20V256H22V254L24 255V250ZM99 249V250H98ZM127 249V250H126ZM172 249V250H171ZM199 249V250H198ZM223 249V250H222ZM246 249H247V252L249 253H247L246 252ZM251 249H252V252H251ZM22 250V251H21ZM177 252H176V251ZM191 250V251H190ZM200 251V252H195V251ZM227 250H229V251H227ZM250 250V251H249ZM253 250L254 251H256V250H258L260 253H258V251H256V252H253ZM66 251V252H65ZM100 251V252H99ZM103 251V252H102ZM105 251V252H104ZM129 251V252H128ZM174 251V252H173ZM204 251V250H203ZM223 251V252H222ZM226 251V252H225ZM240 251H242V252H240ZM22 252V253H21ZM63 252H65V253H67V254H65V253H63ZM107 252V253H106ZM229 252V254L227 255L226 253H228ZM263 252V253H262ZM104 253V254H103ZM105 253L106 254H108V255H105ZM130 253V254H129ZM193 253V254H192ZM195 253H196V255H195ZM202 253H204V252H202ZM225 253V254H224ZM250 253H254V254H251L250 255ZM96 254V255H95ZM119 254V255H118ZM243 254H244V256H243ZM248 256L247 258L245 257L246 255ZM257 254V255H256ZM95 255V256H94ZM100 255V256H99ZM179 255V256H178ZM253 255V256H252ZM93 256V257H92ZM106 256V257H105ZM131 256V257H130ZM175 256V257H174ZM178 256V257H177ZM222 256L224 257L223 259H222ZM229 256V257H228ZM257 256H259L260 257V259H258V257ZM45 257V258H44ZM49 257H51V258H49ZM61 257V258H60ZM90 257H92V259L90 258ZM108 257V258H107ZM120 257H121V259H120ZM136 259H135V258ZM221 257V258H220ZM252 257V258H251ZM263 257V258H262ZM54 258V259H53ZM101 258V259H100ZM257 258V259H256ZM29 259V260H28ZM67 259V260H66ZM91 259V260H90ZM97 259V260H96ZM98 259H99V261H98ZM104 259V260H103ZM110 259V260H109ZM34 260V261H33ZM36 260V261H35ZM41 260H42V262H41ZM56 260V261H57ZM63 260V261H62ZM96 260V261H95ZM106 260H108L107 262H105ZM115 260V261H114ZM180 260V259H179ZM178 260V261H179ZM224 260H225V263H224ZM252 262H251V261ZM256 260V261H255ZM20 263H23V260H21L20 259ZM53 261V263H51ZM56 261H55V263H56ZM84 261H86V263L84 262ZM260 261V262H259ZM44 262V263H43ZM72 262V263H71ZM100 262V263H99ZM124 262V263H123ZM223 262V263H222ZM179 263V262H178ZM112 264V263H111ZM199 264H201L200 262H199Z\"/></svg>", "mask_w": 264, "mask_h": 264}]
</instances>
